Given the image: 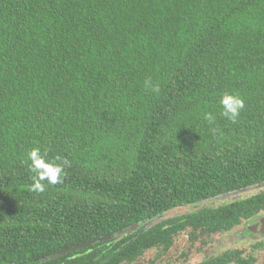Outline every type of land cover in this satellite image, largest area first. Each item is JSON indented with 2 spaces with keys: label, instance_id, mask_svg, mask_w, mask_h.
I'll return each mask as SVG.
<instances>
[{
  "label": "trees",
  "instance_id": "1",
  "mask_svg": "<svg viewBox=\"0 0 264 264\" xmlns=\"http://www.w3.org/2000/svg\"><path fill=\"white\" fill-rule=\"evenodd\" d=\"M263 211L264 0H0V264H253L209 245Z\"/></svg>",
  "mask_w": 264,
  "mask_h": 264
},
{
  "label": "clouds",
  "instance_id": "2",
  "mask_svg": "<svg viewBox=\"0 0 264 264\" xmlns=\"http://www.w3.org/2000/svg\"><path fill=\"white\" fill-rule=\"evenodd\" d=\"M145 84L150 86L153 92L159 93L158 85L152 86L151 81H146ZM218 103L220 115L231 122H236L245 108V102L241 96L227 91L221 94ZM203 118L209 125H213L216 119L212 112H205ZM47 156L48 150L45 149L42 153L38 147H33L26 153L25 163L32 174V183L29 186L31 192L42 194L45 192L46 186H54L63 182L67 161L58 162L59 157L46 159Z\"/></svg>",
  "mask_w": 264,
  "mask_h": 264
},
{
  "label": "flooded vegetation",
  "instance_id": "3",
  "mask_svg": "<svg viewBox=\"0 0 264 264\" xmlns=\"http://www.w3.org/2000/svg\"><path fill=\"white\" fill-rule=\"evenodd\" d=\"M261 230L264 232V211L252 216L248 220H242L229 234L232 236L230 245L218 251H223L227 248L239 249L242 251V256L252 254L256 257L253 264H264V233ZM218 251H208L207 255ZM205 255L201 249L200 252L195 254V259L199 261Z\"/></svg>",
  "mask_w": 264,
  "mask_h": 264
},
{
  "label": "water",
  "instance_id": "4",
  "mask_svg": "<svg viewBox=\"0 0 264 264\" xmlns=\"http://www.w3.org/2000/svg\"><path fill=\"white\" fill-rule=\"evenodd\" d=\"M135 227H136V226L133 225V226H131L128 230H133V229H135ZM261 231H262V230H261ZM122 232H124V231H119L118 233H122ZM262 232H263V231H262ZM263 233H264V232H263ZM112 236H113V234H112V233H109V234L104 235V236L96 237V238H94V239H91V240H88V241H85V242L79 243V244H77V245H74V246L69 247V248H67V249H64V250H62V251H59V252L53 254L52 257H57V256H60V255L66 254V253H68V252L74 251V250H76V249H79V248H82V247H86V246H88V245H90V244H92V243H94V242H96V241H104V240H107V239L111 238Z\"/></svg>",
  "mask_w": 264,
  "mask_h": 264
},
{
  "label": "rangeland",
  "instance_id": "5",
  "mask_svg": "<svg viewBox=\"0 0 264 264\" xmlns=\"http://www.w3.org/2000/svg\"><path fill=\"white\" fill-rule=\"evenodd\" d=\"M244 195H245V192H243V193L241 194V196H244ZM231 238H232V236H229V237H228V235H227V236H224L223 238H221L220 240H217L215 243H213V244L210 245V246H211L213 249L216 248V247H218L219 244H224L223 247H227V246H229L230 243H231V241H230ZM208 247H209V246H208ZM149 256H150V254H146L144 259H147Z\"/></svg>",
  "mask_w": 264,
  "mask_h": 264
}]
</instances>
